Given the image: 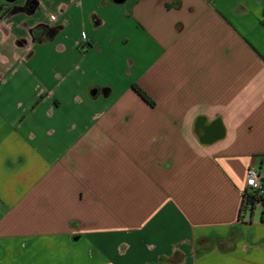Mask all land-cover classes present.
<instances>
[{
  "label": "crops",
  "instance_id": "1",
  "mask_svg": "<svg viewBox=\"0 0 264 264\" xmlns=\"http://www.w3.org/2000/svg\"><path fill=\"white\" fill-rule=\"evenodd\" d=\"M249 166L264 0H0V264H264Z\"/></svg>",
  "mask_w": 264,
  "mask_h": 264
},
{
  "label": "trees",
  "instance_id": "2",
  "mask_svg": "<svg viewBox=\"0 0 264 264\" xmlns=\"http://www.w3.org/2000/svg\"><path fill=\"white\" fill-rule=\"evenodd\" d=\"M132 88L146 102L153 103V101L150 99L148 94L137 84H133ZM256 205H259L261 207L260 218L261 220H264V195L257 196L253 192L245 190L242 194V202H241V207H240V212H239L240 215H241V212L245 210H248L249 212H251Z\"/></svg>",
  "mask_w": 264,
  "mask_h": 264
},
{
  "label": "built area",
  "instance_id": "3",
  "mask_svg": "<svg viewBox=\"0 0 264 264\" xmlns=\"http://www.w3.org/2000/svg\"><path fill=\"white\" fill-rule=\"evenodd\" d=\"M245 190L253 192L257 196L264 195L263 175L262 172L255 166H249L246 169Z\"/></svg>",
  "mask_w": 264,
  "mask_h": 264
},
{
  "label": "water",
  "instance_id": "4",
  "mask_svg": "<svg viewBox=\"0 0 264 264\" xmlns=\"http://www.w3.org/2000/svg\"><path fill=\"white\" fill-rule=\"evenodd\" d=\"M4 1L7 3H11V2H14L15 0H4ZM113 1L116 3H122L124 0H113Z\"/></svg>",
  "mask_w": 264,
  "mask_h": 264
}]
</instances>
